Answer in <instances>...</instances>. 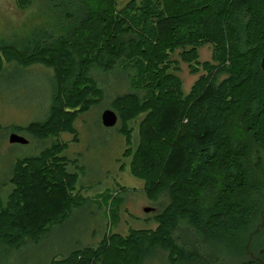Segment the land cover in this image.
<instances>
[{"label":"trees","instance_id":"trees-1","mask_svg":"<svg viewBox=\"0 0 264 264\" xmlns=\"http://www.w3.org/2000/svg\"><path fill=\"white\" fill-rule=\"evenodd\" d=\"M50 2L42 35L0 42V70L40 60L57 72L35 97L48 114L10 127L43 139L75 133L79 114L109 96L123 153L155 205L151 226L109 229L45 264H145L152 247L172 264H264V0ZM184 63L196 74L189 90ZM68 144L15 158L8 195L0 191L2 243H38L88 199Z\"/></svg>","mask_w":264,"mask_h":264},{"label":"rangeland","instance_id":"rangeland-1","mask_svg":"<svg viewBox=\"0 0 264 264\" xmlns=\"http://www.w3.org/2000/svg\"><path fill=\"white\" fill-rule=\"evenodd\" d=\"M125 1L120 0L121 3ZM50 3V0H33L26 7L20 6L17 0H0L1 44L13 42L19 46L25 35L32 33L31 38L35 34L42 35L37 24L44 25L48 20V12L53 11ZM25 39L28 41L27 37ZM201 52L204 58L212 54L210 46H204ZM30 65L28 69L32 71L11 61L10 64L6 63L5 70H0V191L8 195L11 184L6 182L17 156L39 153L43 146L61 138L69 142L63 154L76 156L78 164H82L80 181L85 184L88 199L75 208L67 220L53 224L38 243L30 242L16 248L8 246L6 241H0V264H45L57 251L69 252L71 248L85 243L96 244L100 238L97 235L109 229L123 234L132 227L154 224V211L146 207L154 206L155 202L145 192L143 179L132 173L131 156L123 153L128 143L127 136L119 130L122 122L118 119L116 124L110 125L102 121V113L109 106V96L102 103L79 114L75 121V133L65 130L60 136L43 139L35 137L28 129L20 131L17 126L13 129L10 127L15 123L25 125L48 114L45 108L39 110L40 102L37 106L35 97L39 99L41 94H46L45 81L50 80V74L57 72L53 65H46L40 60ZM184 67L181 76L185 80L184 88L189 90L196 74L190 72L186 63ZM116 82L122 83L118 79ZM118 83L111 87H117ZM133 123L135 126L139 124L136 120ZM12 130H17L29 140H10ZM133 130L132 138L136 144L139 135L136 128ZM76 135L78 141L75 140ZM167 256L164 249L152 247L146 253L144 263L172 264Z\"/></svg>","mask_w":264,"mask_h":264},{"label":"water","instance_id":"water-1","mask_svg":"<svg viewBox=\"0 0 264 264\" xmlns=\"http://www.w3.org/2000/svg\"><path fill=\"white\" fill-rule=\"evenodd\" d=\"M261 64L263 66L262 68L264 69V55L262 56ZM104 110L105 111L102 113V121L104 123H107L110 125L116 124V122L118 121L117 111L115 109L109 108V107H106ZM10 140H12V141L17 140L20 142H26V140H29V139L27 138V136L25 137L24 135L20 134L16 130H12V132L10 134ZM151 207H152L151 205H148L146 207V209L148 210Z\"/></svg>","mask_w":264,"mask_h":264},{"label":"crops","instance_id":"crops-1","mask_svg":"<svg viewBox=\"0 0 264 264\" xmlns=\"http://www.w3.org/2000/svg\"><path fill=\"white\" fill-rule=\"evenodd\" d=\"M48 74V73H47ZM49 80H46L45 83L47 84ZM109 107V106H108ZM106 108V107H105Z\"/></svg>","mask_w":264,"mask_h":264}]
</instances>
